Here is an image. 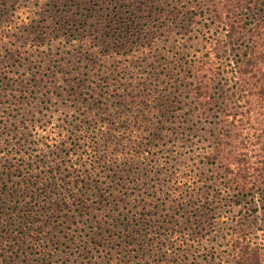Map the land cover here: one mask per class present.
<instances>
[{
  "label": "trees",
  "instance_id": "obj_1",
  "mask_svg": "<svg viewBox=\"0 0 264 264\" xmlns=\"http://www.w3.org/2000/svg\"><path fill=\"white\" fill-rule=\"evenodd\" d=\"M24 5L0 0V64L29 55L34 71H16L14 79L0 73V98L18 84L25 93L59 89L94 106L54 138L44 122H0V264H46L67 241L78 264H126L128 249L138 262L153 251L151 264L182 263L200 241L180 234L178 218L189 229L215 224L199 209L210 205L198 187L205 180L221 186L207 194L211 200L222 194L250 203L225 232L224 250L206 251L208 264H264V0ZM194 18L191 34L177 26ZM26 45L36 47L20 50ZM182 101L190 115L218 117L203 155L209 168L174 167L165 182L149 184L155 167L172 161L161 162L154 149L166 138L165 113ZM173 109L167 119L177 117ZM194 201L199 211H183Z\"/></svg>",
  "mask_w": 264,
  "mask_h": 264
},
{
  "label": "rangeland",
  "instance_id": "obj_2",
  "mask_svg": "<svg viewBox=\"0 0 264 264\" xmlns=\"http://www.w3.org/2000/svg\"><path fill=\"white\" fill-rule=\"evenodd\" d=\"M13 1L14 6H17L19 2L22 3L23 6H25L24 4L33 6L34 3V0ZM196 21V18H194V20H191L190 25L188 24V22L190 21L187 20L182 26L181 23H177V26H180L181 29L183 28L184 30H186L185 32L190 33L188 30H190V27L192 26V24H195ZM162 24L164 25V23L160 22L159 24H153V26L161 27ZM166 24L167 26L170 25L169 22L165 23V26ZM171 24L172 25L170 26L174 27V23ZM181 29L176 30L180 31ZM160 35H162V32H160ZM175 37L179 38L178 35H175ZM53 41H58V39L52 40L50 42ZM33 46L36 47V45H26L24 47H20V50L29 52L31 48L34 50ZM48 46V44L45 45V47ZM52 48L53 52H57L56 45H54ZM17 50L19 51V49ZM23 56H28L27 60H32L34 58L29 55ZM27 60H11L1 63L0 73L3 72L2 74H5L7 77L14 79L18 77L16 71H19V73L22 72V70L27 73L29 69H31V71H34L33 63H27ZM17 62L18 64H20V68L17 67ZM132 65L134 67L140 66L139 63H133L131 64V66ZM144 68L145 66L140 67L141 70H144ZM17 80L18 79H16V81ZM9 82L11 83V80H9ZM26 82L27 81H25V83ZM11 85H9L7 88V91L9 90V88H12L11 91L7 92L8 94H11V97L8 100H6L4 97L0 98V122L6 120L8 116H23V118L27 117L26 119H29L30 123L24 122L23 124H28L29 126H32L30 124H34L37 122H44L46 123L47 127L54 128L55 132L50 133V138H54L55 136L57 137V134L59 132L65 131L66 129L64 128V126H69V123L73 121L75 117L79 116L81 118L83 116H88L84 113H87L89 110L93 109L94 106L92 104H84L83 106H79V104H77V102L73 100L72 96L65 94L64 91L59 89L54 90L53 88H51L45 96H40L38 92H36V94L30 92L25 93V91L21 90L22 87H18V84H16L15 86ZM161 88L162 87L160 86L157 87V90L160 93ZM225 89V87H221V90L217 89L215 98L221 92H225ZM21 91H23V93H21ZM40 92H42V90ZM31 94H33V96H36V99H33V96ZM217 106L218 104L215 103V100H212L209 105V109L215 111ZM187 107L188 106L186 104V101H182L180 104L175 103L173 104V107L170 108V112L165 113L164 115V121L160 124V126H162L160 132L163 131V134L166 135V138L160 144H158V146L154 150L156 154L160 155L161 162L162 160L165 161L168 157H170L172 161L166 164L161 163L158 167H155L157 171H153L152 173H150L147 179L149 184H151L152 182H165L168 179L167 174H169V172L172 171L174 167L191 166V171L193 173L201 172L202 168H209V164L206 162L203 155L209 148V141L212 135L216 132L215 129H212V126L216 124L214 122H217L218 117L212 115L208 116L206 120H203L202 118L199 119L196 110H191V112L193 113L189 111L192 114L190 115L188 114ZM175 108H180L181 110L175 111ZM172 109L174 110V112H176L174 113V116H177L174 120L172 118L167 119L165 117L172 116ZM255 120V116H250V121L253 124V121ZM50 138L48 141H50ZM64 153V151L61 152V154L63 155ZM127 180L130 179L127 178ZM198 183L199 189L202 190L201 193L210 201V205L204 204V206H200L199 201L201 202L203 199L198 198V202L194 201V203H189V205L188 203L183 204V211H188V214H190L192 210L197 211V207L200 206L199 209L203 212L202 216L205 215V218L207 220H212V218H214L215 224L212 225L213 229L210 230L209 227H205L203 224H201L200 227L193 226L192 229H189L188 224L182 221V217L177 216L179 217V230H181L180 234L185 237L188 236V233L191 234L192 232V234L196 238H199L200 243L198 244V246L200 248V251L195 253L194 256L188 258L187 260H184L182 263H178V261L171 262V260H168L161 264H208V261L206 260H208L209 258L205 257L206 251L211 252L212 250H224V245L227 240V235L225 234V232L230 226L234 225L237 217L241 214L239 213L240 208L244 207V204L250 205L249 202H246L248 197L244 198L242 196H233L230 199H225L222 194H219L218 198L220 201L217 202V199L213 201L207 194L218 192L221 186H217L216 184L210 185V182H207L206 180L201 182L198 181ZM261 187H263L262 191L264 195V185L261 184ZM146 193H149V191H146L145 195ZM188 200L192 202L194 198ZM215 202L219 204L216 203L215 205ZM211 209L215 213L211 212ZM180 213L182 212L180 211ZM256 217L260 218V213H258ZM76 248L77 247L75 246L74 242L70 243L67 241V245L64 247L60 246L59 250H57L51 257L48 258L49 262H47L46 264H78V262H81V259H78L77 257L78 255L76 253ZM128 250L130 251V257L129 261L126 262V264H151L153 251H150L149 254H147L141 261L138 262L135 258L136 253L131 249ZM70 254L73 255L70 256Z\"/></svg>",
  "mask_w": 264,
  "mask_h": 264
}]
</instances>
